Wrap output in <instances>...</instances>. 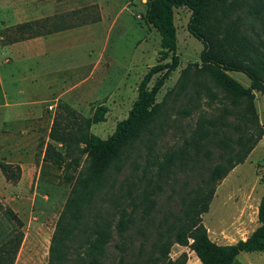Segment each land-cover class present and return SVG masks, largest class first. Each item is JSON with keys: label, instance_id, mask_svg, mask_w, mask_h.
Wrapping results in <instances>:
<instances>
[{"label": "rangeland", "instance_id": "rangeland-1", "mask_svg": "<svg viewBox=\"0 0 264 264\" xmlns=\"http://www.w3.org/2000/svg\"><path fill=\"white\" fill-rule=\"evenodd\" d=\"M145 1L132 0L131 16L126 12L121 15L128 25L119 22L114 27L103 58L93 54L91 64L65 71L55 79L53 75L46 77L43 102L32 111L43 117L37 124V145L23 146L26 149L22 152L13 153L11 158L18 163L8 164L19 168L16 183L6 182L0 174V203L23 223V236L13 264L47 263L49 240L69 193L61 169L41 162L49 121L54 115L48 107L54 105L57 111L58 105L63 104L83 117H89L99 105L105 107L104 121L89 128L91 134L105 139L115 124L126 117L147 69L170 63V56L160 61V37L144 22ZM228 3L231 10L227 20L236 22L238 33L264 55V0ZM59 13L52 17L47 28L78 27L94 18L93 11L83 14L78 9L63 8ZM188 17L186 8L173 10L176 66L153 75L149 81L148 90L163 79L154 94L155 117L108 169L101 191L66 244L70 263L82 253L83 245L93 238V229L98 225L109 228L102 264H119L120 259V264H142L154 251L158 233L164 230L167 221L180 214L183 202L208 177L213 166L223 161L229 148L235 149L238 137L252 139L264 123V99L260 93L252 92L256 119L253 124L245 123L241 107L230 108L226 94L200 69L202 45L187 33ZM3 28L0 25V41ZM94 45L79 41L63 54L69 52L72 56L75 47L94 53ZM228 76L243 88L249 85L241 74L228 73ZM75 84L77 88H73ZM61 93L66 97L55 100ZM262 130L263 136L243 163L217 183L208 210L201 215L208 238L216 244H233L257 227L256 207L264 196V171L260 170L264 164ZM191 137L199 146L197 152L185 146ZM55 147L60 149L59 145ZM171 154L173 165L156 176L157 165ZM121 217L128 221L123 231L118 225ZM0 223L10 229L1 213ZM121 245L125 247L122 254L116 248ZM182 255L186 264H200L187 247L175 244L170 247V260H181ZM232 264H264V253H239Z\"/></svg>", "mask_w": 264, "mask_h": 264}, {"label": "trees", "instance_id": "trees-1", "mask_svg": "<svg viewBox=\"0 0 264 264\" xmlns=\"http://www.w3.org/2000/svg\"><path fill=\"white\" fill-rule=\"evenodd\" d=\"M228 1H145L144 22L160 37L159 59L162 61L170 56L171 61L147 69L138 83L136 97L126 117L115 124L113 132L107 138L100 139L89 132L91 125L104 121L105 107L99 105L89 117H83L66 105H58L47 134L50 142L44 147L41 162L61 169L63 181L69 185V193L49 240L46 264L69 262L66 244L89 211L93 199L101 191L108 169L119 161L121 152L136 142L153 121L157 109L154 94L163 79L158 80L150 90L147 85L153 75L161 74L165 70L171 71L176 66L174 9L186 8L189 11L186 31L202 45L199 54L200 69L226 94L230 100V108L240 106L242 120L245 123H254L256 114L252 106V92L260 93L264 99V55L238 33L236 22L227 20L231 10ZM230 2L232 4L233 0ZM51 19L52 17L44 18L6 28L0 45L21 42L64 29L47 28L52 23ZM228 73L241 74L248 80V87L243 88ZM263 128L264 123L252 139L242 135L238 137L235 149L229 148L223 161L213 166L208 177L183 202L180 214L174 216L170 222L167 221L164 230L158 233L154 251L142 264H186L185 255L181 256V260L169 259V249L174 244L187 247L200 264H232L239 253H264V196L259 199L256 207L258 226L243 241L225 245L212 242L200 219L208 210L217 183L235 166L243 163L263 136ZM185 146L193 147L196 152L199 150L193 137L185 141ZM173 156L174 154L167 156L157 165L156 176L173 165ZM18 172L17 166L0 161V174L6 182L16 183ZM0 213L10 227L5 228L0 223V264H13L23 236V223L16 213L1 203ZM127 222L121 217L118 223L121 231L125 229ZM108 230V227L95 225L93 238L86 240L82 253L77 254L69 264H102L109 239ZM116 248L121 254L125 251L124 245ZM118 263H121V259Z\"/></svg>", "mask_w": 264, "mask_h": 264}, {"label": "crops", "instance_id": "crops-1", "mask_svg": "<svg viewBox=\"0 0 264 264\" xmlns=\"http://www.w3.org/2000/svg\"><path fill=\"white\" fill-rule=\"evenodd\" d=\"M63 8L65 11L78 9L83 14L93 11L94 18L78 27L64 28L48 35L0 45L1 162L18 163L11 158L13 153L22 152L26 149L23 146L31 148L37 145V124L43 117L32 111L43 102L41 95L47 88L46 77L53 75L55 79L65 71L91 64L93 54L103 58L109 34L119 22L128 25L121 15L126 12L131 16L134 6L132 0H0V25L3 24V29H6L25 22L51 18L60 14ZM78 40L94 42V53L92 50L80 51V47H75L72 56L69 52L64 55L63 52L70 45H76ZM73 88H77V84ZM64 94L61 93L54 99L65 98ZM53 107L54 114L55 106ZM50 124L51 119L49 127ZM49 142L46 135L42 152Z\"/></svg>", "mask_w": 264, "mask_h": 264}, {"label": "built area", "instance_id": "built-area-1", "mask_svg": "<svg viewBox=\"0 0 264 264\" xmlns=\"http://www.w3.org/2000/svg\"><path fill=\"white\" fill-rule=\"evenodd\" d=\"M48 110L51 112V111L54 110V107L53 106H49ZM260 170L264 171V164L260 167Z\"/></svg>", "mask_w": 264, "mask_h": 264}]
</instances>
